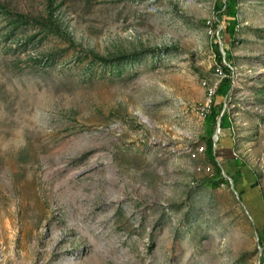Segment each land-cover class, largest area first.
I'll use <instances>...</instances> for the list:
<instances>
[{
  "label": "rangeland",
  "instance_id": "374dc122",
  "mask_svg": "<svg viewBox=\"0 0 264 264\" xmlns=\"http://www.w3.org/2000/svg\"><path fill=\"white\" fill-rule=\"evenodd\" d=\"M46 1L0 0V264H261L241 193L193 157L217 0H54L63 32ZM238 2L219 146L263 185L264 0Z\"/></svg>",
  "mask_w": 264,
  "mask_h": 264
},
{
  "label": "trees",
  "instance_id": "16d2710c",
  "mask_svg": "<svg viewBox=\"0 0 264 264\" xmlns=\"http://www.w3.org/2000/svg\"><path fill=\"white\" fill-rule=\"evenodd\" d=\"M53 4H54V0H47L46 1V18L43 19L42 18V26L43 28H51L53 27L54 30L56 29V31L58 32H63L62 28L55 23L54 20V8H53ZM239 2L238 0H217L216 2V7H215V11L217 13V17H216V21L213 23V29L214 31L218 30L219 25H223V32L220 35L221 37V41H222V45L224 46L223 50L225 52V59L222 58V54L219 50V45L216 42L214 44V61L216 63V65H218L220 67V70L225 74V77L221 80L217 90H216V94H214L213 96V102L215 103L211 109V113L209 114V116L207 115L204 123H206L212 130V136L211 138L207 141V143L205 144L207 147L206 150V156H207V161L209 163H212L213 166V170H214V175L213 177H209L207 183L210 184L213 188H219L221 183H223L224 178L222 175V170L220 168V164L218 162V158H217V151L215 149H213V135L214 132L216 130L217 127V121L218 118L222 112L223 109V99L225 96H228V98L226 99L229 100V102L231 101V96H232V91H233V85H232V55L230 53V46L235 42V38H236V30L238 27V7H239ZM223 60L226 61V63L228 64V66H225L223 64ZM230 75H231V79H230ZM219 99L221 101H219ZM219 101V104H217V102ZM225 101V103H226ZM228 111H226L221 119V129L224 128H228V124L230 125V117L229 114L227 113ZM231 153V156H233V148L231 149V151L229 152ZM233 158V157H231ZM236 161L237 158L235 157ZM238 165H241L238 162ZM231 176V175H230ZM232 178V176H231ZM259 178V177H258ZM233 179V178H232ZM234 181V187L235 190L239 191V187H238V183L235 181V179H233ZM257 184L261 187V191H262V196L264 198V184L262 185L260 183V178L259 180H257ZM236 191V192H237ZM240 192V191H239ZM241 193V192H240ZM240 196V200L244 202V198L242 194H239ZM251 212V211H250ZM252 213V212H251ZM253 215V213H252ZM254 216V215H253ZM255 217V216H254ZM258 236H259V246H261L263 248L262 251V263L264 264V225L262 228H260V230H258Z\"/></svg>",
  "mask_w": 264,
  "mask_h": 264
},
{
  "label": "crops",
  "instance_id": "0c3cea01",
  "mask_svg": "<svg viewBox=\"0 0 264 264\" xmlns=\"http://www.w3.org/2000/svg\"><path fill=\"white\" fill-rule=\"evenodd\" d=\"M232 139L231 136L229 138ZM226 141V140H225ZM227 144L223 148L224 152L223 156L225 157V166L226 171L229 175H235L238 177V187L239 191L243 195L245 205L248 207V209L253 213L255 216V219L260 224V227L262 228L264 225V198L262 196V189L257 184V180H259V174L258 171L254 170L255 168H252L251 165H249L244 160H234L231 158V149L233 148V140H232V146ZM238 162L241 165H238Z\"/></svg>",
  "mask_w": 264,
  "mask_h": 264
},
{
  "label": "built area",
  "instance_id": "2783aa9c",
  "mask_svg": "<svg viewBox=\"0 0 264 264\" xmlns=\"http://www.w3.org/2000/svg\"><path fill=\"white\" fill-rule=\"evenodd\" d=\"M223 64H225V63L223 62ZM226 66H228V65H226ZM217 75H219L218 79L207 84L206 101H208V110H201V106L199 107L201 114H203V115L209 116V114L211 113V109H212L213 105L215 104L213 102V94H216V90H217L221 80L225 77L224 73H217ZM230 79H231V75H230ZM227 98H228V96H225L223 99V103H222L223 109H222V112H221V114L218 118V121H217L216 133L213 135L212 139H213V149H215L217 151V158L219 159V162H220V168L222 170V175H223L224 181L228 180V181H230V183L232 185H234V181L231 178V176L228 174V172L226 171V166L224 164L225 163V157L223 156L222 152H224L223 148L225 146H223V145L219 146V144L221 142L220 136L222 134V129H221L220 125H221V119L225 113V101ZM219 119H220V123H219ZM198 149H206L207 150V148H202L201 145L196 146L194 149H192L194 159H197L196 154H197ZM202 171L206 172V170H203V169H202Z\"/></svg>",
  "mask_w": 264,
  "mask_h": 264
},
{
  "label": "bare ground",
  "instance_id": "6f19581e",
  "mask_svg": "<svg viewBox=\"0 0 264 264\" xmlns=\"http://www.w3.org/2000/svg\"><path fill=\"white\" fill-rule=\"evenodd\" d=\"M234 83H235V81L233 80V81H232V85H233V87H234ZM227 102H228V100L226 101V103H227ZM207 110H208V109H207ZM226 111H227V110H225V112H226ZM202 116H203L205 119H206V117H207V115H203V114H202ZM205 119H204V121H205ZM203 123H204V122H203ZM204 145H205V144H204ZM236 155H238V154H237L236 152H234V153H233V156H232L234 160H235ZM238 156H239V155H238ZM239 157H240V156H239ZM236 158H237V157H236ZM237 160H240V158H237ZM218 162H219V160H218ZM219 164H220V162H219ZM233 190H235V188H234Z\"/></svg>",
  "mask_w": 264,
  "mask_h": 264
},
{
  "label": "water",
  "instance_id": "95a60500",
  "mask_svg": "<svg viewBox=\"0 0 264 264\" xmlns=\"http://www.w3.org/2000/svg\"><path fill=\"white\" fill-rule=\"evenodd\" d=\"M218 45H219L220 52H221V54H222V58L225 59V53H224V51H223V49H222V43L219 42ZM223 62L225 63V60H224ZM227 65H228V64H227ZM219 123H220V119H219ZM259 247H260V250H261V253H262L263 248H262L261 246H259Z\"/></svg>",
  "mask_w": 264,
  "mask_h": 264
},
{
  "label": "clouds",
  "instance_id": "9594fccd",
  "mask_svg": "<svg viewBox=\"0 0 264 264\" xmlns=\"http://www.w3.org/2000/svg\"><path fill=\"white\" fill-rule=\"evenodd\" d=\"M235 188V187H234Z\"/></svg>",
  "mask_w": 264,
  "mask_h": 264
}]
</instances>
